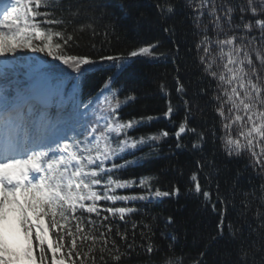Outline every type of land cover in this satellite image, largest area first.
<instances>
[{
    "label": "snow or ice",
    "instance_id": "6c2138e0",
    "mask_svg": "<svg viewBox=\"0 0 264 264\" xmlns=\"http://www.w3.org/2000/svg\"><path fill=\"white\" fill-rule=\"evenodd\" d=\"M101 7L99 0H0V57L5 58L4 66H0V264H106V257L122 264L124 253L113 239V223L109 218L119 214V219L127 222V214L136 210L104 207L100 202H150L153 196L180 195L179 187L175 186L170 191L156 188L154 193L147 186V194L116 193V189L133 186L135 180H122L115 173L140 166L143 161L135 152L147 141L170 136L169 131L160 130L148 135L146 141L144 137L137 140L129 133L153 120H171L175 109L169 101L161 115L127 122L119 117V108L136 97L129 95L121 104L116 95L119 89H113L112 82L133 58L155 54L158 41L130 50L127 55L101 52L98 59H93L88 54H64L70 44L78 46L79 43L76 35L68 30L74 21L88 19L90 23L86 27L92 30L93 37L98 34L94 23L99 19L96 12ZM156 8L162 19L176 12L173 0H165L164 5L157 3ZM194 11L197 27L201 26L205 11L210 17L209 23L203 26L205 35L197 49L204 45L200 62L205 72L218 81L220 93L215 99L220 101L217 112L224 121L225 151L230 157L248 153L252 166L264 174V0H246L239 5L234 0H199ZM237 11L239 23L234 22ZM209 25L217 34L215 44L220 60L227 57L219 72L214 70L218 62L209 46L212 43L207 36ZM241 26L243 31L238 36ZM84 30L85 26L81 25L80 31ZM163 31L174 32L168 27ZM227 31L232 35L218 38ZM92 47H96L94 43ZM23 51L46 53L71 67L76 76H83L89 67L110 62L111 74L103 88L84 104L74 90L66 91L62 81L34 72L9 71L8 59H15ZM177 84V92L183 93V85L179 81ZM106 92L117 103H109L103 124L99 120L84 121L93 100ZM184 104L186 115L174 133L177 149L187 147L181 142L182 135L196 133L195 128L187 127L190 108L188 101ZM234 125L238 126L235 138L230 132ZM196 135L191 147L200 150L205 134ZM126 155L130 159H124ZM116 160L122 162L118 164ZM197 165L204 166L200 161ZM191 180L196 183L189 194L197 197L202 194L205 203H212L216 211V203L212 202L210 191L198 182L197 173L192 174ZM139 186L146 187V178H140ZM261 189L264 190V184ZM18 192L22 199L17 196ZM218 202L226 203L222 197H218ZM225 212L226 207L220 210L218 236L213 240L224 235ZM257 216L260 223L250 233L256 238L241 239L236 258L229 264H264V213L258 212ZM172 222L169 216L167 223ZM137 226L133 223V230ZM144 228L151 231L149 224H144ZM239 231L229 225L233 239ZM115 234L127 240L126 233L122 234L118 228ZM50 236L55 240H50ZM128 248L133 245L128 244ZM147 252L154 264H176L169 254H161L162 249L151 242ZM204 255L200 254L196 264H202Z\"/></svg>",
    "mask_w": 264,
    "mask_h": 264
},
{
    "label": "trees",
    "instance_id": "16d2710c",
    "mask_svg": "<svg viewBox=\"0 0 264 264\" xmlns=\"http://www.w3.org/2000/svg\"><path fill=\"white\" fill-rule=\"evenodd\" d=\"M99 2L102 7L97 10L96 16L99 19L94 23L98 34L93 37L92 30L86 27L90 23L88 19L74 21L68 30L76 35L79 43L78 46L70 44L64 54H88L93 59H98L101 52L106 55H127L130 50L158 41L155 54L133 58L129 66L112 82V88L119 89L116 95L121 104L129 95L134 94L136 97L119 108V117L122 122H127L149 115H161L166 111L169 101L175 109L171 120H153L129 133L137 140L144 137L146 141L148 135L159 133L160 130L169 131L170 136L159 141H147L135 152V156L142 159V164L117 172L115 177L135 180L131 187L116 189L119 195L147 194V190L138 187L141 177L146 178L147 186H151L153 193L156 188L170 191L175 186L179 187L180 195L163 198L153 196L150 202H100L104 207H131L136 210L127 214V222L121 221L119 214L109 218L113 223V239L121 253H124L122 264H154L147 252L149 242L161 248V254H169L176 264H196L202 252L205 254L202 264H229L230 260L236 258V249L241 239L256 238L255 234L250 236V233L260 223L257 213H264V190L261 189L264 174L252 166L248 153L230 157L225 151L224 121L217 112L220 101L215 99L220 93L218 81L205 72L200 62L204 45H201L200 50L197 49V44L205 35L203 26L209 23L210 17L205 11L201 26L197 27L194 23L197 15L194 8L199 0H192V6H189V0H173L175 14L163 19L156 4L164 5L165 0ZM244 2L246 0H234L237 5ZM234 15V22L239 23V11ZM248 18H251V14H248ZM81 25L85 26L84 31H80ZM164 27L171 28L174 32L165 33ZM225 28L227 30V25ZM242 31L241 26L237 35ZM228 35H232V32L227 31V34H220L218 38L225 39ZM207 36L212 41L209 46L219 50L215 44L217 34L211 25ZM93 43L95 48L92 47ZM227 51L228 48L225 47V52ZM35 54L46 62L41 72H34L25 56L12 59L11 66H7V69L20 73H39L62 81L66 91L74 90L84 104L103 88L111 74L110 62L89 67L83 76H76L71 67L53 60L46 53ZM212 56L217 58L218 65L214 66V70L219 72L227 57L221 61L215 52H212ZM177 81L183 85V93L177 92ZM185 100L189 102L190 108L187 127L195 128L196 133L187 132L182 135L181 142L187 147L177 149L174 133L186 115ZM109 103L115 105L117 99L108 92L93 100L88 115L83 117L84 121L99 120L103 124L102 118L109 111ZM81 110L83 111V105ZM233 129L234 126L230 130L231 135ZM197 133H204L205 139L200 150H193L191 145L197 139ZM124 159H130V156L126 155ZM198 161L203 163V168L198 167ZM115 162L119 164L122 161ZM193 173H197L202 188L210 191L211 200L216 203V211H213L212 203H205L202 194L199 197L189 194V189L194 188L196 183L191 180ZM218 197H222L226 203L220 204ZM245 204H248L247 208ZM225 207L224 235L213 240V237L218 236L220 210ZM87 215L89 214L85 213ZM169 216L173 218L171 224L167 223ZM133 223L138 225L135 230L132 228ZM144 224H149L151 231L145 229ZM229 225L241 230L236 239L229 235ZM117 228L122 234L126 233V241L115 234ZM50 240L54 241L55 237L50 236ZM128 244H132L133 248L129 249ZM106 264H115V261L106 257Z\"/></svg>",
    "mask_w": 264,
    "mask_h": 264
},
{
    "label": "rangeland",
    "instance_id": "374dc122",
    "mask_svg": "<svg viewBox=\"0 0 264 264\" xmlns=\"http://www.w3.org/2000/svg\"><path fill=\"white\" fill-rule=\"evenodd\" d=\"M213 49V48H212ZM213 52L216 53V55L219 56V50L216 48L213 49ZM20 56H25L27 57L28 59V62H29V66L31 67V69L34 71V72H41L42 69L44 68V66L46 65V62L43 61L40 57H38L35 53H32L30 51H23V52H19L17 53V56L16 57H20ZM12 58H9L8 59V64L7 66H11V61ZM5 64V58H2L0 57V66H4ZM233 136H237L238 135V126L237 125H234V129H233V133H232ZM80 139H83V137H79ZM138 187L139 184H138ZM141 188V187H140ZM143 190H147V181H146V187L145 188H142ZM134 193H129V194H120V195H133ZM17 196L19 198H23L22 194L21 193H17Z\"/></svg>",
    "mask_w": 264,
    "mask_h": 264
}]
</instances>
